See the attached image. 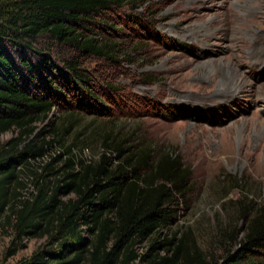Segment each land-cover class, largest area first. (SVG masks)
Instances as JSON below:
<instances>
[{
    "label": "rangeland",
    "instance_id": "rangeland-1",
    "mask_svg": "<svg viewBox=\"0 0 264 264\" xmlns=\"http://www.w3.org/2000/svg\"><path fill=\"white\" fill-rule=\"evenodd\" d=\"M94 18L88 24L95 35L121 45L113 58L79 51L47 34L36 38L35 50L59 67L66 58L77 60L108 111L76 110L74 90L62 89L54 77L65 94L41 89L57 104L51 119L58 123L69 111L81 115L72 133L89 136V159L101 156L106 130H119L131 142L138 137L151 147H170L191 169L174 228H192L217 260L239 251L247 229L244 211L252 201L264 205V0H134ZM37 51L25 50L35 66L42 58ZM10 52L17 62L16 51ZM175 108L197 111L175 116L169 111ZM15 134L0 132V144ZM72 140L68 135L67 142ZM52 152H61L57 166L69 155ZM234 228L238 238L230 239L225 233ZM54 245L47 233L19 237L0 218V264H23ZM255 256L264 264V249Z\"/></svg>",
    "mask_w": 264,
    "mask_h": 264
},
{
    "label": "trees",
    "instance_id": "trees-1",
    "mask_svg": "<svg viewBox=\"0 0 264 264\" xmlns=\"http://www.w3.org/2000/svg\"><path fill=\"white\" fill-rule=\"evenodd\" d=\"M132 1L0 0V132L16 131L0 144V218L19 237L47 233L55 240L23 264H259L255 255L264 249V205L249 203L242 218L247 224L242 249L217 260L192 228L184 233L174 228L191 170L174 150L106 130L101 156L89 159L84 156L89 136L72 133L81 115L69 111L58 123L51 119L57 104L41 89L51 86L65 94L53 84L54 77L62 89L74 90L76 110L101 113L108 106L97 99L77 60L66 58L59 67L35 50L36 38L47 34L79 51L113 58L119 41L95 35L88 22ZM26 49L42 54L37 66ZM169 111L192 116L197 110ZM58 149L69 154L59 166L61 152H52ZM238 233L234 228L225 235L237 239ZM147 239L148 248L139 252Z\"/></svg>",
    "mask_w": 264,
    "mask_h": 264
},
{
    "label": "bare ground",
    "instance_id": "bare-ground-1",
    "mask_svg": "<svg viewBox=\"0 0 264 264\" xmlns=\"http://www.w3.org/2000/svg\"><path fill=\"white\" fill-rule=\"evenodd\" d=\"M232 88H235V87H238L237 83L234 85L231 86ZM232 92V91H231ZM235 92V91H234Z\"/></svg>",
    "mask_w": 264,
    "mask_h": 264
}]
</instances>
